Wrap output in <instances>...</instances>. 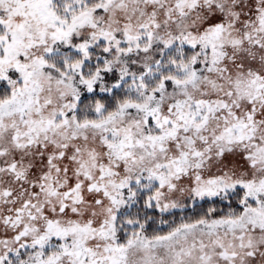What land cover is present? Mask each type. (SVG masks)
<instances>
[{
  "label": "snow or ice",
  "instance_id": "obj_1",
  "mask_svg": "<svg viewBox=\"0 0 264 264\" xmlns=\"http://www.w3.org/2000/svg\"><path fill=\"white\" fill-rule=\"evenodd\" d=\"M0 264H264V0H0Z\"/></svg>",
  "mask_w": 264,
  "mask_h": 264
}]
</instances>
